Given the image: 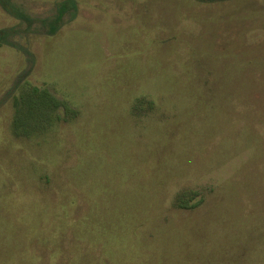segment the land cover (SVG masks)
<instances>
[{"label":"rangeland","instance_id":"374dc122","mask_svg":"<svg viewBox=\"0 0 264 264\" xmlns=\"http://www.w3.org/2000/svg\"><path fill=\"white\" fill-rule=\"evenodd\" d=\"M12 1L0 264H264V0Z\"/></svg>","mask_w":264,"mask_h":264},{"label":"trees","instance_id":"16d2710c","mask_svg":"<svg viewBox=\"0 0 264 264\" xmlns=\"http://www.w3.org/2000/svg\"><path fill=\"white\" fill-rule=\"evenodd\" d=\"M199 1L213 2V1H219V0H199ZM0 4L9 14L19 19L20 22H26L32 25V23L35 20L29 13H27L24 9H22L17 4H15L12 0H0ZM77 12H78V4L76 0H63L59 2L58 7H57V14L55 15V17L43 19L44 32L47 34H55L60 29L62 24L64 23L65 15L69 13L70 20H72L77 16ZM14 30H15L14 28L1 29L0 30V43L12 42L10 40V36L13 33H15ZM31 90H32V94H38V89L36 87H32ZM43 96L44 95H42L39 100H35L32 98L33 100H35L34 102L40 103V104H37V106H41L42 104L41 100L46 98L45 96L43 98ZM15 100L17 101V99ZM18 102L19 100L17 101V103ZM56 106L57 104L53 105V107H56ZM14 123H16V121Z\"/></svg>","mask_w":264,"mask_h":264}]
</instances>
